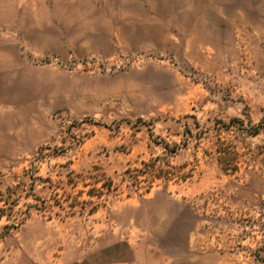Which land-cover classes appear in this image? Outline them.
Instances as JSON below:
<instances>
[{"label":"rangeland","instance_id":"1","mask_svg":"<svg viewBox=\"0 0 264 264\" xmlns=\"http://www.w3.org/2000/svg\"><path fill=\"white\" fill-rule=\"evenodd\" d=\"M263 126L264 0H0V264H264Z\"/></svg>","mask_w":264,"mask_h":264},{"label":"trees","instance_id":"2","mask_svg":"<svg viewBox=\"0 0 264 264\" xmlns=\"http://www.w3.org/2000/svg\"><path fill=\"white\" fill-rule=\"evenodd\" d=\"M263 131H264V126H263ZM259 132V128L255 127L254 130L252 131V134H257ZM165 150H170L174 152V146H169L167 143L163 145ZM159 157H155L150 159L149 161H142V167L135 169V173H137V176H143L145 174H150L152 178H157V179H165L166 181L170 180L171 177H175L176 180L179 181H184L187 177L188 174L186 173H180V174H172L167 170H164L163 167L164 165L168 166L167 163L163 162ZM157 162V163H156ZM147 191V190H146ZM2 208H0V216L2 215Z\"/></svg>","mask_w":264,"mask_h":264}]
</instances>
